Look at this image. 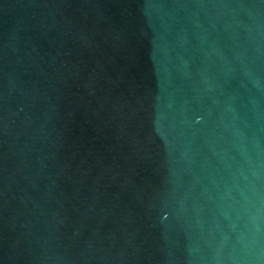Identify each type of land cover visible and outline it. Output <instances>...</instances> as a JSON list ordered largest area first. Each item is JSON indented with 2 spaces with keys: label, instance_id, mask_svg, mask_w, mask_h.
Instances as JSON below:
<instances>
[{
  "label": "water",
  "instance_id": "95a60500",
  "mask_svg": "<svg viewBox=\"0 0 264 264\" xmlns=\"http://www.w3.org/2000/svg\"><path fill=\"white\" fill-rule=\"evenodd\" d=\"M0 264H264V0H0Z\"/></svg>",
  "mask_w": 264,
  "mask_h": 264
}]
</instances>
